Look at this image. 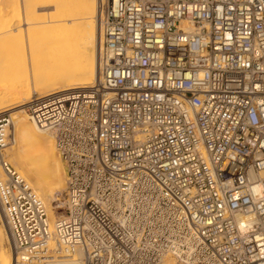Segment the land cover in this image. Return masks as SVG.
Listing matches in <instances>:
<instances>
[{
	"label": "built area",
	"instance_id": "1",
	"mask_svg": "<svg viewBox=\"0 0 264 264\" xmlns=\"http://www.w3.org/2000/svg\"><path fill=\"white\" fill-rule=\"evenodd\" d=\"M101 33L96 83L23 105L65 166L52 225L0 112L13 264H264V0H105Z\"/></svg>",
	"mask_w": 264,
	"mask_h": 264
},
{
	"label": "bare ground",
	"instance_id": "2",
	"mask_svg": "<svg viewBox=\"0 0 264 264\" xmlns=\"http://www.w3.org/2000/svg\"><path fill=\"white\" fill-rule=\"evenodd\" d=\"M104 1L78 0L76 4L71 5L67 0H9L8 3L7 0H0V112L16 111L10 114L11 129L14 124L12 116L24 114L23 118L18 120L20 125L22 120L29 119L23 105L32 94H60L75 89H88L97 82ZM19 2L22 7L21 16L16 15V12H19ZM16 4L18 7L15 8ZM11 7L13 11L10 10ZM45 11L49 13L42 17L43 14L40 13ZM23 33L26 36L24 38L27 42V51L23 49L22 53L14 52L15 45L21 46L19 44L25 41H22ZM18 39L21 41L19 44ZM9 45L12 46L10 48L13 46L15 48L5 50ZM30 124L34 128V134L42 140L41 143L44 145L49 143L48 152L44 154L49 166L48 173L53 171L50 158L53 147L64 190L65 166L56 154L52 137L38 130L32 122ZM11 132L12 130L10 135ZM16 132L18 133V130ZM11 143L12 135L9 147ZM5 161L42 202L52 225L54 216L50 209L52 202L56 201L55 195L52 191H40L41 188L33 182L31 176L17 166L15 159L8 161L6 151ZM3 179L0 172V181ZM251 181L250 191L258 185L257 180ZM0 221L4 224L1 213ZM3 226L5 224L0 226V264H13L14 258H19L22 254L9 248V237ZM58 257L60 259H54L48 264H84L80 250H74L70 254H59Z\"/></svg>",
	"mask_w": 264,
	"mask_h": 264
},
{
	"label": "rangeland",
	"instance_id": "3",
	"mask_svg": "<svg viewBox=\"0 0 264 264\" xmlns=\"http://www.w3.org/2000/svg\"><path fill=\"white\" fill-rule=\"evenodd\" d=\"M9 0H7L8 3ZM78 0H67V2L69 4H76ZM61 4H63L62 2H60ZM66 3V2H65ZM10 6V4H8ZM19 12H16V15L21 13L22 15V7H21V3L19 2ZM18 5H14L15 8L16 6L18 7ZM11 11H13L14 9H10ZM46 13V14H45ZM47 13L49 12H41L40 14H43V16H46ZM20 15V16H21ZM17 20V18H15ZM23 35V36H22ZM22 36V41L25 40L24 37L25 34L23 33ZM21 36L19 37V39L21 38ZM18 39V43H21V41L19 42ZM23 44H19V45H23L22 49L21 46L15 45L16 48L13 46V48H10L11 45L6 46L8 48H5V50H14V52H24L27 51V42L26 40L24 42H22ZM12 47V46H11ZM24 47V48H23ZM26 47V49H25ZM19 48L21 50H19ZM18 49V51H17ZM24 49V50H23ZM23 50V51H22ZM14 113L16 111H11V113ZM16 116V117H15ZM12 116V121H13V127H12V138H13V143H11V146L7 148L6 150V157L8 159V161L10 162V160L15 159V163H18V167L23 168V171L25 173H28L29 176H31V178L33 179V182L35 184H37V186H39L40 191H52L53 195L55 194H61L62 190H63V183L61 182V178H60V172H59V167H58V163H57V158L55 156L53 147H52V151H51V161H52V165H53V171L49 172V166L47 163V160L44 159V154H46L48 152V148H49V143L48 145H44V143H41L42 140L38 138V136L36 134H34V128L32 127L31 121L28 120H22V125H20L21 123L18 121L21 117L23 118L24 114L22 113L21 115H15ZM18 118V119H17ZM17 122H16V120ZM16 122V124H15ZM18 123V124H17ZM18 127L16 128L15 127ZM18 130V133L16 132ZM20 132V133H19ZM44 135V133H43ZM47 135V134H45ZM8 155V156H7ZM16 163V164H17ZM10 164V163H9ZM12 165V163L10 164ZM13 166V165H12ZM15 167V166H13ZM17 169V168H16ZM1 172V171H0ZM2 174V172H1ZM3 176V174H2ZM36 189V188H35ZM53 189V190H52ZM42 193V192H41ZM53 206V204H51V207ZM51 213L54 216V219L59 216V214L61 213V210H57V209H50ZM55 212V213H54ZM3 220V218H2ZM4 225L2 223V221H0V226ZM3 228L6 229L5 226H3ZM10 241V240H9ZM9 248H12L11 243Z\"/></svg>",
	"mask_w": 264,
	"mask_h": 264
},
{
	"label": "clouds",
	"instance_id": "4",
	"mask_svg": "<svg viewBox=\"0 0 264 264\" xmlns=\"http://www.w3.org/2000/svg\"><path fill=\"white\" fill-rule=\"evenodd\" d=\"M252 194L254 197L259 199H264V185H256L252 188ZM254 223V217L248 216L242 219L239 224L238 228L241 234H245L247 231L251 230Z\"/></svg>",
	"mask_w": 264,
	"mask_h": 264
}]
</instances>
